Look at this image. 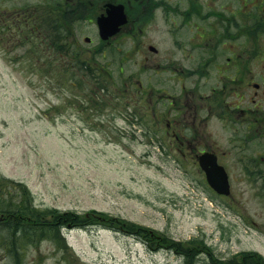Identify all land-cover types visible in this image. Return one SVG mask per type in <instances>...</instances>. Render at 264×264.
Returning a JSON list of instances; mask_svg holds the SVG:
<instances>
[{
  "label": "rangeland",
  "instance_id": "obj_1",
  "mask_svg": "<svg viewBox=\"0 0 264 264\" xmlns=\"http://www.w3.org/2000/svg\"><path fill=\"white\" fill-rule=\"evenodd\" d=\"M55 1L0 0V179L22 184H4L1 204L23 187L35 208L102 212L144 241L70 224L61 245H28L19 264H264V166L229 165L227 135L212 126L231 178L229 196L214 193L192 159L158 145L149 103L134 96L150 73L105 65L92 25ZM11 261L0 245V264Z\"/></svg>",
  "mask_w": 264,
  "mask_h": 264
},
{
  "label": "flooded vegetation",
  "instance_id": "obj_2",
  "mask_svg": "<svg viewBox=\"0 0 264 264\" xmlns=\"http://www.w3.org/2000/svg\"><path fill=\"white\" fill-rule=\"evenodd\" d=\"M55 4L74 22L92 25L98 57L108 55L105 65L150 73L146 92L140 84L134 96L149 103L150 130L172 136L165 145L177 146L184 158L195 150L214 152L206 137L216 126L227 135L229 165L264 166V0Z\"/></svg>",
  "mask_w": 264,
  "mask_h": 264
},
{
  "label": "trees",
  "instance_id": "obj_3",
  "mask_svg": "<svg viewBox=\"0 0 264 264\" xmlns=\"http://www.w3.org/2000/svg\"><path fill=\"white\" fill-rule=\"evenodd\" d=\"M4 184L13 185L14 183L0 179V245L12 256L10 264H19L23 249L28 245L35 246L44 240H53L56 244L61 245L63 242L61 231L70 224L80 229L101 225L103 228L121 233L124 231L142 239L140 228L119 222L118 219L110 218L102 212L92 211L89 213L87 216L92 217L89 221L88 218H82L69 211L59 212L57 209L35 208L23 187L19 190L20 198L17 201L11 199L4 206L1 204V187ZM156 239L164 238L156 237ZM200 244L202 245V243ZM229 264H235V262L231 261ZM245 264H258L254 254H247Z\"/></svg>",
  "mask_w": 264,
  "mask_h": 264
},
{
  "label": "water",
  "instance_id": "obj_4",
  "mask_svg": "<svg viewBox=\"0 0 264 264\" xmlns=\"http://www.w3.org/2000/svg\"><path fill=\"white\" fill-rule=\"evenodd\" d=\"M200 167L204 170L208 185L218 194H229V183L226 171L217 164L213 154L204 153L199 157Z\"/></svg>",
  "mask_w": 264,
  "mask_h": 264
}]
</instances>
